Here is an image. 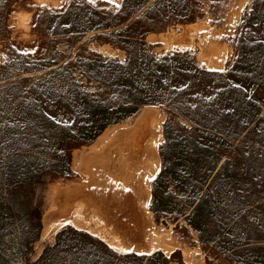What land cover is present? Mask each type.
<instances>
[{"label": "rangeland", "instance_id": "rangeland-1", "mask_svg": "<svg viewBox=\"0 0 264 264\" xmlns=\"http://www.w3.org/2000/svg\"><path fill=\"white\" fill-rule=\"evenodd\" d=\"M199 261L264 264V0H0V264Z\"/></svg>", "mask_w": 264, "mask_h": 264}, {"label": "bare ground", "instance_id": "bare-ground-1", "mask_svg": "<svg viewBox=\"0 0 264 264\" xmlns=\"http://www.w3.org/2000/svg\"><path fill=\"white\" fill-rule=\"evenodd\" d=\"M153 113L154 112L151 111V110L145 111L139 117V120L136 122V124L134 125L133 128H131L127 132L124 131L123 133L119 134V137L117 136V138H116V139L119 138L121 141L123 140L121 138H124V141H123L124 142V146H123V143L120 145V147L118 146L117 148H118L119 152H116V153H117V156L119 155V156L124 157V161H122V164L125 165V167H128V169L130 170L129 171L130 173L124 175L125 178L122 177V180H126V181H130L131 182V180L133 178V175L136 172H138V169L140 167H142L144 165V163L146 162V158H144V156L152 154V152H151L152 150H151L150 144L148 143L149 142V136H151L150 133L152 131H147L146 132V127H147L146 124H147L148 117H150ZM161 118H162V116H161ZM153 124H154V127H156L155 125L158 124V123L155 124V122H154ZM101 156H102V154H101ZM90 160H91V158H90ZM95 160H97V159L95 158ZM104 160L105 159L101 158L99 160V163L100 164L101 163L102 164L103 163L106 164L107 162L104 161ZM148 160H150V159H148ZM150 163H151V161H150ZM144 196H145V194H144ZM157 247H158V245H157Z\"/></svg>", "mask_w": 264, "mask_h": 264}, {"label": "crops", "instance_id": "crops-1", "mask_svg": "<svg viewBox=\"0 0 264 264\" xmlns=\"http://www.w3.org/2000/svg\"><path fill=\"white\" fill-rule=\"evenodd\" d=\"M172 249H173V247L170 246V248L168 249V251H171ZM187 253H188V252H185V256H186V257H187ZM186 259H187V258H186ZM197 264H203V263L199 261Z\"/></svg>", "mask_w": 264, "mask_h": 264}]
</instances>
